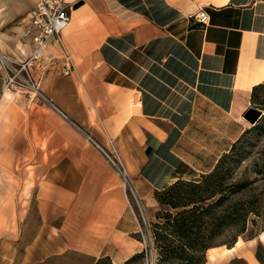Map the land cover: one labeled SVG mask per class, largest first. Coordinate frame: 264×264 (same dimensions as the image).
Returning a JSON list of instances; mask_svg holds the SVG:
<instances>
[{"label": "crops", "instance_id": "1", "mask_svg": "<svg viewBox=\"0 0 264 264\" xmlns=\"http://www.w3.org/2000/svg\"><path fill=\"white\" fill-rule=\"evenodd\" d=\"M34 4L0 0L12 61L34 49L11 25ZM62 39L76 73H63L51 39L34 71L40 92L0 102V264H131L146 251L139 209L155 221L156 193L198 182L237 139L264 84V0H82Z\"/></svg>", "mask_w": 264, "mask_h": 264}, {"label": "rangeland", "instance_id": "2", "mask_svg": "<svg viewBox=\"0 0 264 264\" xmlns=\"http://www.w3.org/2000/svg\"><path fill=\"white\" fill-rule=\"evenodd\" d=\"M28 14L18 17L11 25H25L26 29ZM5 25V20L0 17V30L4 31ZM0 48L4 50L3 45H0ZM6 56L9 57V55ZM8 57L6 58L0 51V102L7 101L6 91L10 94L8 98L14 97V93L18 97L32 95L30 89L18 85L9 86L7 68L14 61ZM254 96L251 107L260 109L263 112L262 118L256 124L243 118L242 126L238 127L237 139L235 142L225 143L212 170L198 179L199 186L185 185L175 190L171 196H168V200L177 206L160 203L156 219L150 224L145 222L143 213L139 209L156 264H182V261L172 259L169 262H161L160 243L155 238L154 223L163 224L166 217L172 215V218H175L180 212L193 208L199 218L203 236L201 240L205 245L210 246L205 252L203 264H253L249 257L253 255L258 260V252L264 259V241L261 239V234L264 232V86L258 89ZM4 112V109H0V122L4 118ZM5 131L0 126V139ZM4 145V142L0 140V166L2 168L0 175L3 181L0 192L2 195L6 191L4 182L9 181L10 177L6 173L8 171L6 168L10 167V163H7L4 157ZM191 201L197 202L191 203ZM3 208L4 206H0V210ZM16 208L12 207L13 213ZM30 209L34 215L35 207L32 205ZM22 224L14 223V229L8 234L15 239L21 232ZM4 237V223L0 222V249L4 245ZM233 247L232 252L227 251L228 248ZM212 248L218 251L214 259L210 257ZM2 251L1 249L0 252ZM76 261L77 264H88V260L80 255H77ZM258 262L263 264L259 260ZM131 264H146L145 256Z\"/></svg>", "mask_w": 264, "mask_h": 264}, {"label": "built area", "instance_id": "3", "mask_svg": "<svg viewBox=\"0 0 264 264\" xmlns=\"http://www.w3.org/2000/svg\"><path fill=\"white\" fill-rule=\"evenodd\" d=\"M82 0H35V4L28 14V24L23 33L24 38H31L34 43V49L31 54L21 61H14L7 68L9 86L18 85L31 91L39 93V86L34 77V71L44 58V53L51 39L64 49V63L62 71L65 75L76 73L77 68L71 55L65 50L62 35L70 25L72 12L81 3ZM194 18L197 22L209 25L210 16L204 10L200 9ZM138 96H134L133 101H137ZM108 160L116 165L120 173L125 177V172L121 169L110 153L102 149ZM147 234L144 233L146 251V264H156L151 243L147 240Z\"/></svg>", "mask_w": 264, "mask_h": 264}, {"label": "trees", "instance_id": "4", "mask_svg": "<svg viewBox=\"0 0 264 264\" xmlns=\"http://www.w3.org/2000/svg\"><path fill=\"white\" fill-rule=\"evenodd\" d=\"M263 86L264 84H261L254 88L253 100L255 98V92ZM185 185L199 186L198 182L177 181L165 190L157 192V201L161 204L166 203L176 207L177 205L175 203L168 200V196H171L175 190ZM196 202L191 201V203ZM179 216L175 218H172V215L166 217V221L163 224L154 223L156 227L155 238L160 243L161 262H169L172 259H177L181 260L182 264H203L205 252L210 246L205 245L201 240L203 236L195 208L182 211ZM260 254V252L257 253V258L264 264V259H262ZM142 258H144V254H138L131 259V262Z\"/></svg>", "mask_w": 264, "mask_h": 264}, {"label": "water", "instance_id": "5", "mask_svg": "<svg viewBox=\"0 0 264 264\" xmlns=\"http://www.w3.org/2000/svg\"><path fill=\"white\" fill-rule=\"evenodd\" d=\"M263 112L260 109L250 107L244 113V118L252 124H256L262 118Z\"/></svg>", "mask_w": 264, "mask_h": 264}, {"label": "bare ground", "instance_id": "6", "mask_svg": "<svg viewBox=\"0 0 264 264\" xmlns=\"http://www.w3.org/2000/svg\"><path fill=\"white\" fill-rule=\"evenodd\" d=\"M32 92V94L33 95H37V92L36 91H31ZM9 93H8V91H6L5 92V96L6 97H9ZM261 239L264 241V232L261 234ZM240 242H238V244H239ZM210 250H212V252L210 253V257L212 258V259H214L215 257H216V253H218V251H216V248H212V249H210ZM234 250V247L233 248H228L227 249V251L228 252H232ZM250 258V261L253 263V264H260V263H258L257 262V260H256V258L252 255V256H250L249 257Z\"/></svg>", "mask_w": 264, "mask_h": 264}]
</instances>
